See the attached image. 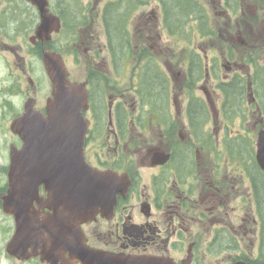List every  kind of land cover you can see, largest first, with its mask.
<instances>
[{"label":"flooded vegetation","instance_id":"flooded-vegetation-1","mask_svg":"<svg viewBox=\"0 0 264 264\" xmlns=\"http://www.w3.org/2000/svg\"><path fill=\"white\" fill-rule=\"evenodd\" d=\"M186 1L191 0H114L130 13L110 36L104 12L112 2L106 0H89L92 7L82 0H0V211L7 237L14 234L15 220L4 212L1 197L11 188V151L24 144L12 126L26 108L46 115L52 82L45 54L57 64L61 60L70 81H77L76 41L91 52L87 66L94 72L84 80L85 158L97 170L127 174L129 185L105 200L94 197L76 214L74 202L59 196L57 180H23L21 207L29 204L41 222L58 208L59 226L51 259L42 250L16 258L5 249L9 264H264V170L256 157L264 92L256 88L253 60L240 64L234 57L238 45L248 48V39H254L245 36L254 27L240 18L264 15V0H241L238 12L233 11L238 0H195L207 15L200 14L201 26L191 31L182 29L186 21L177 5L166 8V2ZM90 12L104 29L94 30L98 37L90 32L85 46V26L95 29ZM207 26L210 31L203 30ZM259 29L260 43L248 55L264 49V26ZM166 34L177 36V45L196 37L200 44L177 50L166 43ZM120 35L128 46L111 48ZM202 64L199 86L195 66ZM216 72H223L220 82ZM182 76L187 90L176 87ZM225 92L243 97L246 120L236 121L227 102L219 108V93Z\"/></svg>","mask_w":264,"mask_h":264},{"label":"water","instance_id":"water-1","mask_svg":"<svg viewBox=\"0 0 264 264\" xmlns=\"http://www.w3.org/2000/svg\"><path fill=\"white\" fill-rule=\"evenodd\" d=\"M43 22L46 23V17ZM55 63L50 54H45L44 64L53 83V97L48 102L46 115L26 108L12 126L24 144L21 150L11 151V188L3 197V210L15 219V232L6 250L16 258L24 257L28 250H42L51 259L54 234L59 226L58 208L52 209L50 217L41 222L32 214L29 204L21 207L23 180H57L59 196L65 202H74L71 208L76 214L89 208V202L96 196L105 200L116 195L124 184L117 173L103 172L87 163L84 148L89 121L84 111L88 108V92L85 84H70L65 67L60 65L62 62L58 67ZM257 159L264 169V131L259 134ZM128 187L125 183L124 188ZM95 188H101L100 192Z\"/></svg>","mask_w":264,"mask_h":264},{"label":"rangeland","instance_id":"rangeland-1","mask_svg":"<svg viewBox=\"0 0 264 264\" xmlns=\"http://www.w3.org/2000/svg\"><path fill=\"white\" fill-rule=\"evenodd\" d=\"M112 1H114V0H106V4H108L109 2H112ZM82 2L84 4H86L88 7H92V5L89 2V0H82ZM197 3H199V2H197ZM240 4H241V0H238L237 4H236V7L233 10L234 12H238L240 10V6H241ZM172 5H174V3L166 2V7L167 8L172 7ZM177 10L181 14L184 13L183 11L187 12L183 7H182V9H177ZM211 13H212V16H214L212 11H211ZM189 14L192 15L193 18H196V16L194 14H192V13H189ZM88 15H89L88 16L89 19L94 17V14L92 12H90ZM94 19H95V26H94L95 29L89 28V24L85 26V32H84L85 36H84V38L87 37V42H86L85 46H90L88 44V38H89V33L90 32L92 34H94V36L98 37V35L94 33V30H95L96 33H100V29H104L102 24L96 22V20L100 21L99 18L96 16V17H94ZM187 19H189V18L186 17L184 19V21H186ZM117 21H118V18L114 19L115 23ZM234 21H235V18H234ZM243 22L245 23L246 26L248 24H250V25H252V27H254V30H253L252 33H249V34L245 35L247 38L248 37H250V38L253 37L254 38L253 40L248 39L249 47L252 46V45H258L260 43V36L259 35H260V32L262 31V29H259V28H261V26H264V15L256 14L255 12H251V13H248L247 17H245V18L241 17L240 18V23L242 24ZM188 28H185V29H188ZM232 28L236 29V27H234V26ZM111 29H116V27L114 25H112ZM131 29H132V21H131L130 31H131ZM192 29H195V28H192ZM206 29H209V31H210V28L208 26L206 27ZM207 34H209V32ZM196 39H197V37L194 39V41H192V43H188L185 39H182L180 41V44L177 45L178 42H179V39L177 38V36L172 37L169 34L168 35L166 34V43L176 47L177 50H181V49H184V48L197 49L198 45L200 44V39H198V40H196ZM105 40H106V37L102 35L100 41H105ZM79 45H80V41L79 42L76 41V43H75V60H74L73 73H74V80L84 81L87 78V75H89V73H91V71H92V69L88 68V66H87V57L91 55V52L90 51H86L84 48H79ZM115 45L124 46V35H120L119 36V41L117 43H115ZM215 45L218 48H222V46H223V44H222V42L220 41L219 38H217V40L215 41ZM248 48L245 47V49H244L241 45H238V47L235 49V51L238 54V55H236L237 56L236 57L237 61H241L242 55L246 54ZM106 55H107V52L105 50H103L101 56L102 57H106ZM257 59H259V58H257ZM259 60H261V59H259ZM162 67L164 68V70L166 71L167 74L171 73L169 65H162ZM181 68H183L184 71H186V66L183 65V66H181ZM237 72H239V69H238ZM127 73L131 74L130 71H128ZM222 75H223V72H222ZM175 84H176L177 88H184L185 90H187L189 88L188 84H187V81L184 79V76H182L180 78V81L176 82ZM126 88H128V85H126ZM180 102H181V104L184 103V99H183L182 96L180 97ZM182 114H183V111H182ZM88 117H91V114H88ZM183 121L185 122L187 120L183 119ZM7 225H8V223H7L3 213L0 211V264H9L8 261H7V258L4 255L5 246H6V243L8 242V240H9V239H7V233H6Z\"/></svg>","mask_w":264,"mask_h":264},{"label":"bare ground","instance_id":"bare-ground-1","mask_svg":"<svg viewBox=\"0 0 264 264\" xmlns=\"http://www.w3.org/2000/svg\"><path fill=\"white\" fill-rule=\"evenodd\" d=\"M143 2H145V0H138V4H142ZM198 2V1H197ZM195 0H191V1H186L185 3L184 2H172L174 3L176 6V9H182V7L187 11H183V16H184V19L187 17L189 19L186 20L185 22V26L182 27V29H185V28H188V31H191L193 30L192 28H197L199 29L198 26H201L200 23L197 21V18L200 14L204 15L206 17L207 13H206V10L203 6H201L199 3H197ZM160 4L164 5V2L161 1ZM182 6V7H181ZM167 8V7H166ZM169 11L171 10V7L170 8H167ZM173 9V8H172ZM175 9V8H174ZM189 13H192L196 16V18H193L192 15H190ZM43 15V18L45 17V12L42 13ZM120 15L119 13H115L112 17H110V22H114V19L118 18L119 19ZM182 21V20H181ZM194 24H193V23ZM197 26H196V25ZM42 25H45V23L43 22ZM121 26V25H120ZM204 31L206 30V27L203 29ZM170 36H173V34H169ZM242 46V45H241ZM244 48V46H242ZM245 49V48H244ZM112 51V50H111ZM249 52V51H247ZM246 52V54H243L242 55V59L241 61H239L240 64H244V63H247V59L248 58H251L253 60L252 62V67H253V73L256 74L258 77L254 78L255 80V85H256V88L259 90V92L263 93L264 92V73H263V69H264V49L262 48H253L251 51H250V54L248 55V53ZM109 54V52H108ZM190 54L191 56L193 57H205V55H203L202 52L200 53H195V52H192L190 51ZM238 55L236 51H234V57L236 58ZM261 60H259V59ZM60 62H62L61 60L59 61V63H55L56 66L58 67ZM43 63H44V58H43ZM62 66L65 67L66 69V66L65 64L62 62V64H60ZM44 67H45V64H44ZM202 68H203V64L201 66H195V74H196V77H197V80H198V85L201 86L202 83H203V71H202ZM46 69V67H45ZM91 69V68H90ZM243 70V69H242ZM47 71V69H46ZM66 73H67V80L68 82H70V84H75V83H78V84H85V87L87 89V92H88V88H87V85L88 83L83 81V82H78V81H70L69 79V73H68V70L66 69L65 70ZM94 72V70L92 69L91 73ZM241 74H245L246 72H243V71H239ZM48 73V71H47ZM217 74V79H218V82L221 81V76H222V72H216ZM210 74V73H209ZM49 75V73H48ZM260 76V77H259ZM50 77V80L52 82V78L51 76L49 75ZM239 83H243V78H240V81ZM204 91V90H203ZM263 91V92H262ZM52 93H53V83H52ZM220 94V97H219V108L221 107V101L224 102V104L226 105V102H227V107L229 108H232V112L231 114L234 116L235 120H246L247 117H246V111L244 108H242V106L245 104V101L243 100V97L240 95V96H233V95H228V92H225V93H219ZM53 97V95L51 96V98ZM253 97V96H252ZM50 98V99H51ZM249 98V97H248ZM49 99V100H50ZM88 99H89V92H88ZM49 102V101H48ZM260 106H261V109L263 110V113H262V117L264 118V94L261 95V98H260ZM256 103V100H254L253 104ZM48 105V103H47ZM89 106V104H88ZM259 107V104L257 105ZM47 109V108H46ZM85 112V111H84ZM264 131V129L260 130L259 131V134ZM259 134H258V138H259ZM257 154H258V139H257V152H256V157H257ZM257 162H258V159H257ZM259 164V162H258ZM260 166V164H259ZM260 168H262L260 166ZM263 169V168H262ZM264 170V169H263ZM114 173H117V172H114ZM118 174V173H117ZM120 175L123 180H124V183L125 181L127 180L124 179L125 176H127V174H118ZM6 196V195H5ZM25 196V195H23ZM4 197V196H3ZM3 197H1V200H2V205H3ZM58 216V215H57ZM15 220V219H14ZM60 220V219H59ZM15 232V230H14ZM14 235V234H13ZM12 235V237H13ZM12 237L8 238V242L6 243V246L7 244L9 243V241L12 239ZM6 246H5V249H6ZM25 256H28V255H25ZM31 257V256H30Z\"/></svg>","mask_w":264,"mask_h":264},{"label":"trees","instance_id":"trees-1","mask_svg":"<svg viewBox=\"0 0 264 264\" xmlns=\"http://www.w3.org/2000/svg\"><path fill=\"white\" fill-rule=\"evenodd\" d=\"M112 12L119 13V15H120V17H119V19H118V21L116 23L115 22H112V23L109 22ZM129 13H130V7H127L124 10H121L119 4L116 3V2H112V3H109L107 5L106 10L104 12V17H105L106 23L108 24V29L107 30H108V33H109L110 36H114V35L116 36V34H117V30L113 29L114 32H112L111 29H110V26L114 25L116 27V29H121L120 25L122 23L126 22V20L129 17ZM127 46H128V42L124 46H117V45L112 43V47L111 48H113V49H115V48H125ZM263 73H264V69H263Z\"/></svg>","mask_w":264,"mask_h":264}]
</instances>
